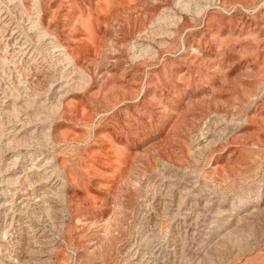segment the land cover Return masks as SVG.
<instances>
[{
    "label": "rangeland",
    "instance_id": "rangeland-1",
    "mask_svg": "<svg viewBox=\"0 0 264 264\" xmlns=\"http://www.w3.org/2000/svg\"><path fill=\"white\" fill-rule=\"evenodd\" d=\"M0 264H264V0H0Z\"/></svg>",
    "mask_w": 264,
    "mask_h": 264
}]
</instances>
